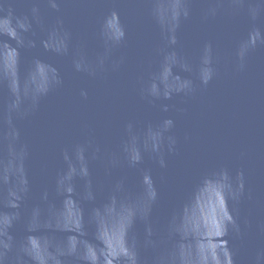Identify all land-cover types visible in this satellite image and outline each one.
Masks as SVG:
<instances>
[{
  "label": "water",
  "instance_id": "obj_1",
  "mask_svg": "<svg viewBox=\"0 0 264 264\" xmlns=\"http://www.w3.org/2000/svg\"><path fill=\"white\" fill-rule=\"evenodd\" d=\"M0 264H264V0H0Z\"/></svg>",
  "mask_w": 264,
  "mask_h": 264
}]
</instances>
